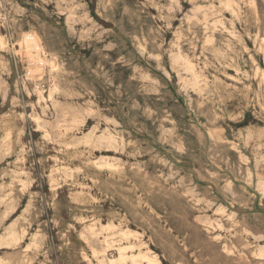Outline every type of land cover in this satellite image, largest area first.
Segmentation results:
<instances>
[{
    "label": "rangeland",
    "instance_id": "obj_1",
    "mask_svg": "<svg viewBox=\"0 0 264 264\" xmlns=\"http://www.w3.org/2000/svg\"><path fill=\"white\" fill-rule=\"evenodd\" d=\"M226 5L0 0V264H264V0Z\"/></svg>",
    "mask_w": 264,
    "mask_h": 264
},
{
    "label": "bare ground",
    "instance_id": "obj_2",
    "mask_svg": "<svg viewBox=\"0 0 264 264\" xmlns=\"http://www.w3.org/2000/svg\"><path fill=\"white\" fill-rule=\"evenodd\" d=\"M232 1V0H231ZM230 0H225V3L229 6L230 5V2H231ZM231 4H233V2L231 3ZM226 5V6H227ZM234 5V4H233ZM231 7V6H230ZM234 7V6H233ZM232 9V8H231ZM234 10V9H233ZM189 16V15H188ZM6 36V35H5ZM24 38H23V46H24V49H25V51L28 53L29 51H30V49H29V46H30V44L33 42V41H31L30 42V44L28 43L30 40H32L33 38L35 39V37H37L36 35L35 36H30L29 34H25L24 36H23ZM33 39V40H34ZM38 39V38H37ZM36 40V39H35ZM37 43V42H36ZM34 46V45H33ZM37 48H38V51H36V52H32V51H30V56L32 57V59H33V61L35 60V62H37V64H39V66L40 65H44L47 61H48V59L46 58V56H45V51H44V49H43V47L41 46V45H39V46H37ZM179 53H180V51H179ZM178 54V53H177ZM177 54H175V55H177ZM179 55V54H178ZM175 57V56H174ZM182 56L180 55L179 56V58H181ZM186 58V57H185ZM185 58H184V60H185ZM31 59V60H32ZM30 60V61H31ZM176 60H178V59H176ZM181 60H182V58H181ZM188 60V59H187ZM29 61V62H30ZM32 61V62H33ZM179 61V60H178ZM185 62V61H184ZM187 62V61H186ZM36 64V63H35ZM183 64V63H182ZM31 65H33V64H31ZM34 66V65H33ZM184 66H185V64H184ZM38 67V66H37ZM186 67V66H185ZM188 67H189V69H191V63H190V60H189V62H188ZM35 68H36V66H35ZM44 69V68H43ZM187 69V68H186ZM188 69V71H190ZM193 69V68H192ZM192 71V70H191ZM194 72V71H193ZM30 74V73H29ZM194 76V75H193ZM196 78H199V77H197V75H196ZM200 80V79H199ZM205 81V80H204ZM203 81V82H204ZM195 82V81H194ZM192 83H193V80H192ZM196 84L198 83V82H195ZM200 84V83H199ZM205 84V83H204ZM194 85V84H193ZM197 86V85H196ZM54 87V86H53ZM205 88V87H204ZM197 89V88H196ZM54 90V89H53ZM198 90H199V88H198ZM200 91H203V90H200ZM40 96V95H39ZM39 96H38V98H39ZM40 99H41V97H40ZM57 115V114H56ZM66 116V115H65ZM37 117V116H36ZM55 117V116H54ZM39 118V117H38ZM38 118H36L37 120H38ZM65 118V117H64ZM63 118V119H64ZM35 119V118H34ZM35 119V120H36ZM40 119V118H39ZM42 119V118H41ZM66 120V119H65ZM39 122H42V121H40V120H38ZM37 121V123L39 124V122ZM45 121V120H44ZM55 123V122H54ZM57 123V122H56ZM37 124V125H38ZM64 124V123H63ZM68 124V123H67ZM56 125V124H55ZM73 125V124H72ZM43 126V125H42ZM47 126V125H46ZM68 127V126H67ZM70 127V126H69ZM39 128H41V126L39 127ZM73 127H71L70 129H72ZM69 129V128H68ZM91 131V130H90ZM94 132V131H93ZM104 132V131H103ZM86 134V133H85ZM107 135H108V133H106ZM87 135V134H86ZM109 135H111V134H109ZM88 136V135H87ZM91 136V135H90ZM93 136H94V134H93ZM96 136H98V135H96ZM112 136H113V134H112ZM85 137V136H84ZM102 136L100 135V137H96L95 138V140L97 139V138H101ZM104 137V136H103ZM106 137V136H105ZM115 137V136H114ZM88 138H90L91 139V137H88ZM106 138H109V136H107ZM84 139V138H83ZM94 139V138H93ZM103 139V138H102ZM101 139V140H102ZM94 140V141H95ZM109 140V139H108ZM110 140H112V139H110ZM114 140V139H113ZM113 140H112V142H113ZM84 141V140H83ZM90 141V140H89ZM98 141V140H97ZM107 141V140H106ZM105 141V142H106ZM99 142H100V140H99ZM98 142V143H99ZM103 142V141H102ZM115 142V141H114ZM88 143V142H87ZM97 143V144H98ZM109 143V142H108ZM100 144H101V142H100ZM108 145V144H107ZM110 146V145H109ZM108 146V147H109ZM102 158V157H101ZM106 158V157H105ZM107 159V158H106ZM109 159V158H108ZM103 160V159H102ZM105 160V159H104ZM102 162V161H101ZM103 163H104V161H103ZM106 163V162H105ZM113 163V162H112ZM111 163V164H112ZM259 178V177H258ZM261 180V179H260ZM264 181V180H263ZM262 187V186H261ZM111 223V222H110ZM111 225H112V223H111ZM106 226V225H105ZM104 226V228H109L110 227V224L108 225V226H106L105 227ZM114 226V225H113ZM115 227V226H114ZM103 228V227H102ZM111 228V227H110ZM91 230H93V227H92V229H90V231ZM118 233H119V235L120 236H122V237H125V238H128L129 236H130V232L129 231H127V230H123V229H117L116 230ZM91 232H93V231H91ZM2 238V237H1ZM6 238H4V240H5ZM17 239V237H16V234L14 233V232H10L9 234H8V237H7V239H6V242L7 243H9V242H14L15 240ZM3 240V239H2ZM2 240H1V242H2ZM134 247V244L132 245V243L131 242H127V244L126 245H118L116 248H117V250L116 251H118V256L116 257V258H110L109 260H107V261H109V264H124L126 261H130V263L132 262V263H134V264H141L142 263V261H140L139 260V258H144V256H145V254H142L141 252L142 251H138V252H130V253H127L126 252V250L127 249H132ZM261 248V247H260ZM259 250V249H258ZM261 250V249H260ZM263 250V249H262ZM262 250H261V252H262ZM264 252V251H263ZM262 252V253H263ZM259 253H260V251H259ZM264 254V253H263ZM153 256V255H152ZM156 256V255H155ZM102 258H104V257H102ZM146 258H147V255H146ZM149 258V257H148ZM151 258V257H150ZM153 259V258H152ZM157 259V258H156ZM103 260V259H102ZM105 260V259H104ZM139 260V261H138ZM154 261V260H153ZM156 261V260H155ZM141 262V263H140ZM149 262V261H148ZM159 262V261H158ZM153 262H151V264H152ZM156 263H157V261H156ZM107 264H108V262H107ZM150 264V263H149Z\"/></svg>",
    "mask_w": 264,
    "mask_h": 264
}]
</instances>
